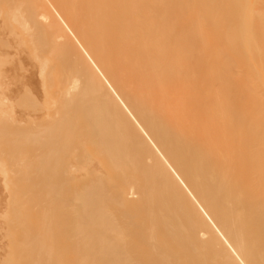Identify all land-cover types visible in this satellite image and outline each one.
<instances>
[{"label":"bare ground","instance_id":"obj_1","mask_svg":"<svg viewBox=\"0 0 264 264\" xmlns=\"http://www.w3.org/2000/svg\"><path fill=\"white\" fill-rule=\"evenodd\" d=\"M0 20V264H264V0Z\"/></svg>","mask_w":264,"mask_h":264},{"label":"rangeland","instance_id":"obj_2","mask_svg":"<svg viewBox=\"0 0 264 264\" xmlns=\"http://www.w3.org/2000/svg\"><path fill=\"white\" fill-rule=\"evenodd\" d=\"M0 23H1V20H0ZM71 24V23H70ZM22 57L23 55L22 54H18L17 56H16V58H18V57ZM11 58H14V55H12V57ZM21 67H23V65H24V63H28L26 60H24L23 58L21 59ZM30 70H23V71H21V72H25V73H28ZM26 80H28V77L26 76ZM29 97H31V98H34V96H31V95H29ZM11 102V101H10ZM10 104V103H9ZM36 108H34V107H32L34 110H38L37 111V114H38V116H41V118H42V121H44V120H48L49 119V116L50 115H48V114H45V111L46 110H48L47 108V105H46V103H38L37 104V106H35ZM19 109V108H18ZM32 109V110H33ZM20 110H21V108H20ZM44 111V112H43ZM19 112V111H18ZM38 121H40V120H38Z\"/></svg>","mask_w":264,"mask_h":264}]
</instances>
